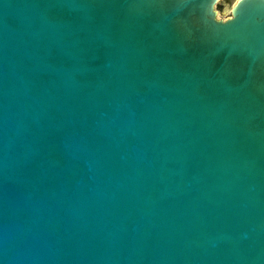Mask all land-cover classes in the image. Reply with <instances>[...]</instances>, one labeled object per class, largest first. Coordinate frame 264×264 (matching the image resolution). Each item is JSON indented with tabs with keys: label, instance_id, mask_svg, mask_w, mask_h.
<instances>
[{
	"label": "water",
	"instance_id": "1",
	"mask_svg": "<svg viewBox=\"0 0 264 264\" xmlns=\"http://www.w3.org/2000/svg\"><path fill=\"white\" fill-rule=\"evenodd\" d=\"M0 0V264H264V0Z\"/></svg>",
	"mask_w": 264,
	"mask_h": 264
},
{
	"label": "rangeland",
	"instance_id": "2",
	"mask_svg": "<svg viewBox=\"0 0 264 264\" xmlns=\"http://www.w3.org/2000/svg\"><path fill=\"white\" fill-rule=\"evenodd\" d=\"M232 3H229L228 0H220L215 5V11L217 13V18L219 19H225L226 17H229V14L224 11L225 8L227 10L231 7Z\"/></svg>",
	"mask_w": 264,
	"mask_h": 264
}]
</instances>
